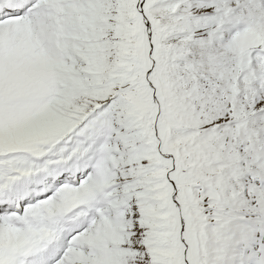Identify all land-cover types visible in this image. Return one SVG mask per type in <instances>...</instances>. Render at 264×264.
Listing matches in <instances>:
<instances>
[{"label":"snow or ice","instance_id":"obj_1","mask_svg":"<svg viewBox=\"0 0 264 264\" xmlns=\"http://www.w3.org/2000/svg\"><path fill=\"white\" fill-rule=\"evenodd\" d=\"M0 264H264V0H0Z\"/></svg>","mask_w":264,"mask_h":264}]
</instances>
